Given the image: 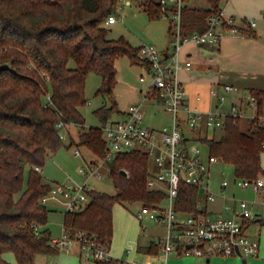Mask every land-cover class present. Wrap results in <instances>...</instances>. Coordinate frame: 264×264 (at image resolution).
Here are the masks:
<instances>
[{
    "label": "trees",
    "instance_id": "1",
    "mask_svg": "<svg viewBox=\"0 0 264 264\" xmlns=\"http://www.w3.org/2000/svg\"><path fill=\"white\" fill-rule=\"evenodd\" d=\"M203 1L206 6L184 7L185 34L205 31L225 0ZM141 5L152 19L161 17L159 3L143 0ZM119 10L120 0H0V264H11L5 258L9 252L18 264H34L39 255L60 253L51 245L47 227L52 208L42 203L52 184L37 167L42 169L63 146H84L103 158L107 151L103 127L122 114L115 92L117 60L128 56L146 71L151 67L125 37L108 36L107 19ZM92 72L102 79L96 96L104 104L94 111L102 125L86 127L82 108L88 102L86 83ZM251 92L264 95L262 90ZM69 125L79 134L75 138L67 130L71 137L67 144L60 135ZM222 132L220 139L202 140L209 154L230 164L237 178L264 176V130L228 117ZM110 166L117 192L93 191L86 208L65 212L63 226L70 232L87 231L111 241L116 203L152 205L165 200L164 191L147 187L150 160L142 151L120 153ZM197 199V187L182 182L176 210L205 213L199 211ZM144 251L158 248L151 244Z\"/></svg>",
    "mask_w": 264,
    "mask_h": 264
},
{
    "label": "built area",
    "instance_id": "2",
    "mask_svg": "<svg viewBox=\"0 0 264 264\" xmlns=\"http://www.w3.org/2000/svg\"><path fill=\"white\" fill-rule=\"evenodd\" d=\"M189 1L159 0L161 16L169 18L172 24V53L164 54L148 45L139 48L138 57L151 64L146 71L147 76L142 75L140 78L147 85L141 91V101L131 104L124 117L111 119L103 127L106 154L103 158L84 157V166L79 169L83 181L70 179L68 183L52 184L50 193L42 198V203L55 201L63 205L66 212L83 210L90 203L91 192L98 190L93 181L101 180L111 173L110 163L115 157L120 153L142 151L150 160L147 187L167 194L163 202L140 204L137 212L141 222L153 220L165 230L164 235L157 236L151 242L158 251L147 252L157 256L159 262L156 264H167L174 255L204 258L239 256L243 259L258 257L260 243L247 233L246 222L256 217L252 202L233 196V201L224 206V215L211 216L208 206L216 199L211 186L212 166L220 159L211 154L205 156L199 146L191 143L212 137L208 135L209 130H222L228 117L252 122L264 130V95H256L251 91L244 93L234 85L225 84L222 91L212 87L210 96L223 105L227 101V94L231 95L232 102L228 111L219 108L201 110L189 103L187 91L178 75L180 69L189 70L192 67L191 61L183 62L180 58L183 45L195 43L214 47L220 45L224 36L241 34L236 17L226 15L223 10L208 19L205 31L185 34L182 12ZM116 22L115 14L107 19V25ZM245 22L250 27L256 25L254 19ZM201 98L197 96V100ZM146 103L162 107L171 116V121L161 128L146 125ZM185 127L193 134L185 135ZM60 136L66 139L65 132ZM75 155L82 156L79 148L75 150ZM37 170L42 171L40 167ZM233 181L243 190L264 192L262 175L255 179L235 176ZM182 182L197 187V207L205 213L181 214L176 210ZM229 184L230 181L223 180L221 187L225 189ZM51 245L59 251H78L80 264H146L115 257L110 240H103L97 234L87 231L70 232L64 226L60 237H52ZM127 252L130 253L131 249Z\"/></svg>",
    "mask_w": 264,
    "mask_h": 264
},
{
    "label": "rangeland",
    "instance_id": "3",
    "mask_svg": "<svg viewBox=\"0 0 264 264\" xmlns=\"http://www.w3.org/2000/svg\"><path fill=\"white\" fill-rule=\"evenodd\" d=\"M194 5L206 6L203 0H195ZM170 19L159 17L152 19L145 8L137 0H131L130 4L120 1V10L117 15V22L109 27L108 36L110 38L125 37L134 47L148 45L157 48L159 51L165 50L171 45L168 27ZM118 84L116 86V98L121 110L127 109L132 103L141 101V90L145 89V83L140 80L141 75L147 76L145 68L135 64L128 56L120 57L117 62ZM101 76L95 72L89 74L86 83L87 104L82 108L83 115L86 118V127L101 126V121L95 115V109L104 104L100 96H96L97 89L101 86ZM193 107L201 109L204 105L202 101H194ZM146 125L155 128H161L171 121V116L167 114L162 107H156L146 103ZM113 119H121L119 114L113 116ZM70 133L78 138V129L71 125L67 127ZM185 135L193 134L185 127ZM216 139L223 135L221 129L210 132ZM69 136H66L65 142L70 143ZM191 145H197L201 148L203 154H209V148L203 142H192ZM79 148L82 156H76L75 150ZM84 157L86 159L94 158L93 153L86 147H66L63 146L55 155L47 158L45 166L42 168L44 180L54 183H68L70 179L83 181V176L79 169L84 166ZM262 167L264 168V153L262 154ZM27 177V172H26ZM235 177L233 167L224 163L222 160L213 164L211 173V183L213 181L221 182L223 180L233 181ZM93 183L98 190L115 194L117 189L114 180L105 175L101 180H94ZM215 191V190H214ZM139 203L129 204L118 202L113 206V232L111 238L112 254L128 262H143L146 264H156L159 259L156 255H151L143 251L150 240L156 239L157 236L164 235L165 230L153 220L146 219L141 222L137 218ZM47 206L52 208L49 213V222L47 227L50 229L52 237H60L63 232L65 217V208L63 205L49 201ZM211 216H217L210 214ZM138 246H140L138 248ZM131 249L128 253L127 250ZM5 258L11 264H18L14 253H7ZM254 257L246 258L250 264ZM243 258L239 256H213L211 262L207 263L206 258L195 255L191 256H171L167 264H243ZM34 264H80L79 252L60 251L58 255H39Z\"/></svg>",
    "mask_w": 264,
    "mask_h": 264
},
{
    "label": "crops",
    "instance_id": "4",
    "mask_svg": "<svg viewBox=\"0 0 264 264\" xmlns=\"http://www.w3.org/2000/svg\"><path fill=\"white\" fill-rule=\"evenodd\" d=\"M141 1L143 0H137L140 5ZM150 1L159 3V0ZM194 1L190 0L189 4H193ZM126 3L130 4L131 0H126ZM222 10L226 15L236 17L241 30L240 35L224 36L218 46L188 43L183 45L180 50L181 60L183 62L191 61L192 67L189 70L180 69L179 78L187 91L188 101L191 105L195 100L204 102L201 110L219 108L221 111H228L231 107L232 96L227 94V101L220 105L210 96L212 87H217L222 91L223 85L230 84L238 87L244 93L251 90L264 91V0H225ZM247 19H254L255 27H250L245 22ZM110 26L108 25V27ZM171 27L170 21L168 35L171 45L162 50L164 54L172 53L173 50ZM145 86L147 87L146 83ZM197 96H201V100H197ZM127 109L122 110L121 118L124 117ZM67 130L68 128L65 132L66 136H68ZM210 132L212 131L209 130L208 135L214 137ZM221 182L213 181L211 183L212 189L216 193V199L210 202L209 212L215 215H224V206L233 201V196L252 202L256 217L248 223L247 233L251 238L259 241L260 252L259 256L254 257L250 264H264V192L255 193L250 189L243 190L237 187L234 181H230V184L224 189L221 187ZM152 241L150 240L144 248H148ZM206 262L210 263L211 258H206Z\"/></svg>",
    "mask_w": 264,
    "mask_h": 264
},
{
    "label": "water",
    "instance_id": "5",
    "mask_svg": "<svg viewBox=\"0 0 264 264\" xmlns=\"http://www.w3.org/2000/svg\"><path fill=\"white\" fill-rule=\"evenodd\" d=\"M124 172V171H123ZM125 173V172H124ZM242 263L243 264H247L248 262H247V259H243V261H242Z\"/></svg>",
    "mask_w": 264,
    "mask_h": 264
}]
</instances>
